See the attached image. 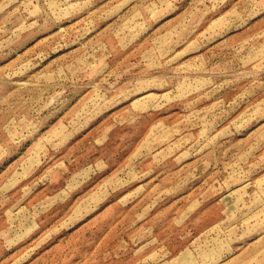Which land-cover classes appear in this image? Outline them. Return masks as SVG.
Masks as SVG:
<instances>
[{
	"label": "rangeland",
	"instance_id": "rangeland-1",
	"mask_svg": "<svg viewBox=\"0 0 264 264\" xmlns=\"http://www.w3.org/2000/svg\"><path fill=\"white\" fill-rule=\"evenodd\" d=\"M0 264H264V0H0Z\"/></svg>",
	"mask_w": 264,
	"mask_h": 264
}]
</instances>
